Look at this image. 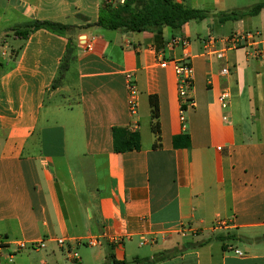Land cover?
<instances>
[{
  "label": "crops",
  "instance_id": "obj_1",
  "mask_svg": "<svg viewBox=\"0 0 264 264\" xmlns=\"http://www.w3.org/2000/svg\"><path fill=\"white\" fill-rule=\"evenodd\" d=\"M106 1L0 0V264H66L72 251L82 252L78 264H103L109 255L132 262L184 248L157 264H264V9L237 22L216 15L264 0H217L208 9L213 16L201 21L207 28L197 21L165 28L160 44L150 32L92 26ZM36 21L78 31L71 43L47 29L16 36ZM249 33L256 44L248 40L225 60L203 54L209 36ZM179 37L189 40L188 49L170 45ZM70 45L73 60L56 84ZM257 45L259 60L249 54ZM187 59L194 107L182 120L172 64ZM128 74L139 89L135 116ZM225 89L224 110L218 97ZM151 97L158 100L159 135ZM114 128L138 133L141 150L115 153ZM184 134L190 146L175 148L174 138ZM179 224L194 233H165ZM89 237L101 246L75 245ZM61 238L71 247L54 242ZM142 238L154 242L140 246ZM42 240L43 250L18 246Z\"/></svg>",
  "mask_w": 264,
  "mask_h": 264
},
{
  "label": "trees",
  "instance_id": "obj_2",
  "mask_svg": "<svg viewBox=\"0 0 264 264\" xmlns=\"http://www.w3.org/2000/svg\"><path fill=\"white\" fill-rule=\"evenodd\" d=\"M141 11L133 12L126 18L123 15L122 10H115L104 4L100 10L98 21L92 26L99 27L106 30H116L122 33H145L150 32L155 35L156 43L160 44L164 41L163 31L165 28L171 30H180L186 24L197 21L201 22L213 16L208 10H200L190 8L184 3H179L177 0H144ZM264 9V2L256 4L255 6L244 9L235 10L228 13L216 14L221 23L228 21L237 22L243 18L250 16L255 17L261 13ZM39 29H47L54 31L60 35L68 37L69 42L73 41V36L77 34L78 28L73 26L62 25L53 22H40L36 21L29 24L22 32L16 31V36L21 38H27L32 32ZM73 60V49L71 45L68 47L67 54L64 58V62L61 66L60 77L56 80V84L59 79L63 77V73L68 70L70 63ZM150 104L152 108V129L154 133L159 135L158 117H159V105L156 97L150 98ZM191 143L190 137L187 134L176 136L173 140L175 148L189 147ZM113 144L114 152L117 154H124L133 151L141 150L140 135L135 132H130L126 129L114 128L113 129ZM221 241H225L226 238H219ZM255 239L254 241H258ZM188 248L184 250H168L163 251L152 258L148 259H135L132 262L117 261L113 255H109L103 264H157L180 255Z\"/></svg>",
  "mask_w": 264,
  "mask_h": 264
},
{
  "label": "built area",
  "instance_id": "obj_3",
  "mask_svg": "<svg viewBox=\"0 0 264 264\" xmlns=\"http://www.w3.org/2000/svg\"><path fill=\"white\" fill-rule=\"evenodd\" d=\"M257 36H253V34H234L230 35L224 38H216L214 36H209L204 42H203V54L207 58H211L214 56L218 61L225 60L227 57V53L230 51L238 50L243 45H245L248 40H253ZM85 47L87 51H92L94 46H93V41H87L84 42ZM254 45L256 43H253ZM170 45L172 47H175L176 45H181L183 48L186 50L190 47V42L186 38H173L172 41L170 42ZM250 56L256 60H259L262 58V52L258 45L256 46L255 49L250 51ZM169 65L168 61H164L161 64L162 68H167ZM173 67L175 70V73L178 77V96L180 100V104L182 107V120L183 114L194 107V100L191 97V91L193 89V68L191 65V61L189 59L183 60V61H174L173 62ZM221 74L223 76H228L230 74L229 68L228 67H223L221 69ZM127 80V89H128V106H129V111L132 116H135L138 114V108H139V89L136 84V81L133 78L132 74H128L126 76ZM219 103L221 105L222 109H227L229 106V100H230V93L228 90H223L219 97H218ZM224 120H227V117H224ZM165 233H177L180 234L181 236L185 237L188 234L194 233V229L190 225H185V224H179L175 228H171L170 230L165 231ZM150 238H142L140 242V246H144L147 243L152 242ZM54 242L61 248L67 247L70 248L72 245V241L68 239H56ZM154 242V241H153ZM46 241L42 240L39 242H33V243H20L18 244L19 249L21 250H43L46 248ZM75 245L78 246H83V247H88V248H95V247H100L101 246V240L100 238L97 237H89L83 240H77L75 241ZM71 253V252H70ZM237 254H240L239 251H236ZM73 258L77 259L78 254L75 252L73 254Z\"/></svg>",
  "mask_w": 264,
  "mask_h": 264
},
{
  "label": "rangeland",
  "instance_id": "obj_4",
  "mask_svg": "<svg viewBox=\"0 0 264 264\" xmlns=\"http://www.w3.org/2000/svg\"><path fill=\"white\" fill-rule=\"evenodd\" d=\"M142 1H144V0H107L105 4H106V6H109L112 9L122 10L123 15L126 18H128L131 15V13L141 11L143 3H144ZM215 1H217V0H185L184 3L188 7H192V8L200 9V10H208V9L213 8ZM221 12L222 11H219V13H221ZM202 24H205V23L198 22V25H200V27L207 28L206 25H202ZM228 25H231V23H228ZM226 27H228V26H226ZM226 30H227V28H226ZM208 32L210 33V31H206L205 35L208 34ZM211 33L217 37L218 32L216 30L214 32L211 31ZM191 42H194V39H192ZM183 238H185V237H183ZM131 246L133 248H137L136 243H134V245H131ZM93 250L95 251V249H93ZM83 251H85V250L83 249ZM75 252L78 254V258L82 257V252H80V251H72L71 255L73 256V254ZM140 252H142L143 255H145V254L148 255L150 253V248L141 247ZM78 258L77 259L74 258V261H72V262H68L66 260H65V262H66V264H78ZM149 261H151V258H149Z\"/></svg>",
  "mask_w": 264,
  "mask_h": 264
}]
</instances>
